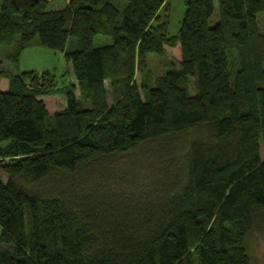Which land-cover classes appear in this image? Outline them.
Wrapping results in <instances>:
<instances>
[{
  "label": "trees",
  "instance_id": "1",
  "mask_svg": "<svg viewBox=\"0 0 264 264\" xmlns=\"http://www.w3.org/2000/svg\"><path fill=\"white\" fill-rule=\"evenodd\" d=\"M0 1V264H252L264 0H184L177 35L167 0ZM33 43L77 84L20 71ZM170 50L153 77L148 54Z\"/></svg>",
  "mask_w": 264,
  "mask_h": 264
},
{
  "label": "rangeland",
  "instance_id": "2",
  "mask_svg": "<svg viewBox=\"0 0 264 264\" xmlns=\"http://www.w3.org/2000/svg\"><path fill=\"white\" fill-rule=\"evenodd\" d=\"M171 8L169 11V34L177 35L179 33L181 23L184 16L185 4L184 0H170ZM61 5L57 3V5ZM1 7V1H0ZM164 11V10H162ZM262 22L264 21V13L260 16ZM73 39H70V43ZM112 43V38L106 35H96L94 38V45L100 46ZM174 51L170 50L168 54L149 53L147 56L148 67L153 75L164 74L170 68V59L174 56ZM21 68L38 67V71L55 70L58 75L64 72H69V80L77 84V80L72 74L71 64L67 62L65 53L60 50H54L43 47L37 43H33L22 52ZM8 67V65H6ZM12 68V66H9ZM67 76V78H68ZM136 80L141 84V74H136ZM108 84V83H107ZM192 93L194 89L192 86ZM79 96V89L76 90ZM50 114L61 110L65 106V96L57 93L55 95H48L42 97ZM111 100V99H110ZM6 176V175H4ZM5 180V177H4ZM248 251L252 260V264H264V229H255L248 239Z\"/></svg>",
  "mask_w": 264,
  "mask_h": 264
},
{
  "label": "crops",
  "instance_id": "3",
  "mask_svg": "<svg viewBox=\"0 0 264 264\" xmlns=\"http://www.w3.org/2000/svg\"><path fill=\"white\" fill-rule=\"evenodd\" d=\"M49 1H50L49 2V6L52 9L62 8L69 2V0H49ZM57 3H60L61 5H59V4L57 5ZM166 4H169L170 7H171V1L170 0H167ZM21 62H22V55H21V58H20V64H21ZM19 68H20V71H26V70H32V69L33 70H37L38 69V67L21 68V65L19 66ZM1 230H2V228H1V225H0V234H1Z\"/></svg>",
  "mask_w": 264,
  "mask_h": 264
}]
</instances>
